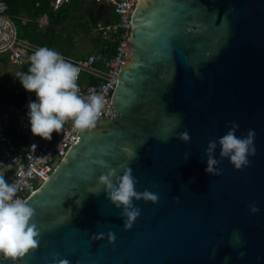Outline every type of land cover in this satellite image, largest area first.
<instances>
[{
    "label": "water",
    "instance_id": "95a60500",
    "mask_svg": "<svg viewBox=\"0 0 264 264\" xmlns=\"http://www.w3.org/2000/svg\"><path fill=\"white\" fill-rule=\"evenodd\" d=\"M130 22L107 115L25 199L39 245L15 264H264V0H136ZM233 123L255 131V155L237 170L217 144L222 171L206 173ZM101 161L158 195L133 198L130 229Z\"/></svg>",
    "mask_w": 264,
    "mask_h": 264
},
{
    "label": "clouds",
    "instance_id": "9594fccd",
    "mask_svg": "<svg viewBox=\"0 0 264 264\" xmlns=\"http://www.w3.org/2000/svg\"><path fill=\"white\" fill-rule=\"evenodd\" d=\"M16 77L26 91L34 92L36 96L34 101H29L27 113L34 136L51 140L52 133H60L68 121L81 132H90L96 127L104 107L102 98L94 94L85 99L79 95V68L67 62L56 50L48 47L36 49L30 56L27 72H18ZM238 127L233 123L226 134L216 141H209L205 149L206 173L219 175L222 171L216 167L220 163L214 155L217 144L220 145V157L228 158L235 169L240 170L249 164L248 157L256 153L255 131L249 129L246 136L238 137L235 134ZM177 136L184 142L191 139L188 131L180 132ZM124 150L129 153L131 151L127 148ZM187 156L185 154L186 159ZM101 164L109 170L107 174L98 177L99 184L104 186L107 198L116 208L122 206L121 216L126 217L124 227L130 229L140 215V209L133 205V198L156 203L158 195L148 190L137 192L136 180L130 167L121 176H116L114 182L115 169L104 161ZM16 192V187L0 176V259L10 260L13 264L18 258L37 249L40 235L33 222L35 209L27 202L14 198ZM250 210L257 212L258 208L251 205ZM109 238L114 241L115 235L110 232ZM53 264H68V261L54 260Z\"/></svg>",
    "mask_w": 264,
    "mask_h": 264
},
{
    "label": "built area",
    "instance_id": "2783aa9c",
    "mask_svg": "<svg viewBox=\"0 0 264 264\" xmlns=\"http://www.w3.org/2000/svg\"><path fill=\"white\" fill-rule=\"evenodd\" d=\"M69 0H50L49 6L55 10L60 4ZM93 3L107 6L113 13L109 21H96L87 27L85 35L88 39L100 40L99 47L103 51L100 59L101 67L93 65L95 54L86 53L80 58L62 57L79 68V95L87 98L99 95L104 107L100 118L107 115L111 101V91L116 84L124 54L128 45L127 38L131 34L130 15L136 0H90ZM6 4L0 0V54H6L14 64L23 63L28 55H32L39 45L26 39L18 38L12 19L6 12ZM38 25L46 23V15L41 14ZM111 49V51H110ZM85 77H82V74ZM17 91V90H15ZM36 99L34 92H28L25 99L18 105H7L6 111L0 116V176L16 187L14 198L22 201L36 190L48 177L54 166L65 154L69 146H73L78 136L72 122L64 124L60 133L53 132L51 140L34 136L30 130L28 103ZM11 131L19 137L20 143L13 140L3 131L9 124Z\"/></svg>",
    "mask_w": 264,
    "mask_h": 264
},
{
    "label": "trees",
    "instance_id": "16d2710c",
    "mask_svg": "<svg viewBox=\"0 0 264 264\" xmlns=\"http://www.w3.org/2000/svg\"><path fill=\"white\" fill-rule=\"evenodd\" d=\"M3 1L7 7L6 12L15 26L17 37L50 49H53L57 42L62 41L56 27H62L71 18L83 19L78 23V26L85 35L88 32L86 24H93L96 21H109L113 18V13L109 7L93 3L90 0H69L67 3L60 4L55 10H52L49 6L50 0ZM41 14L46 15V24L40 28L37 26V19ZM90 40L91 50L89 52L95 54L93 65L100 68V59L103 52L99 47L100 40L97 38ZM30 56L28 55L23 63L17 65V73L27 72L30 66ZM7 62V55L0 54V67L5 66ZM27 93L28 91L23 88L17 77L13 79V83L10 85L0 82V116L6 111L7 105L20 104ZM3 131L15 144L20 143L18 135L11 131V117H9L8 126L3 128Z\"/></svg>",
    "mask_w": 264,
    "mask_h": 264
},
{
    "label": "rangeland",
    "instance_id": "374dc122",
    "mask_svg": "<svg viewBox=\"0 0 264 264\" xmlns=\"http://www.w3.org/2000/svg\"><path fill=\"white\" fill-rule=\"evenodd\" d=\"M86 1V0H84ZM83 21L77 17L69 19L63 24L62 27H56V31L61 36L60 43H56L54 50L59 52L63 56L71 58H80L91 50V40L88 39L85 34L80 31L78 23ZM39 21L37 20V24ZM90 26L91 23L86 24ZM86 26V27H87ZM17 64L8 60L5 66L0 67V82L10 85L13 83V79L16 78ZM86 75L83 73L82 77Z\"/></svg>",
    "mask_w": 264,
    "mask_h": 264
},
{
    "label": "crops",
    "instance_id": "0c3cea01",
    "mask_svg": "<svg viewBox=\"0 0 264 264\" xmlns=\"http://www.w3.org/2000/svg\"><path fill=\"white\" fill-rule=\"evenodd\" d=\"M45 24H46V23H44V24H42V25H38V24H37V26L41 28V27L44 26ZM33 44H34V43H33ZM36 45H37V44H36Z\"/></svg>",
    "mask_w": 264,
    "mask_h": 264
}]
</instances>
